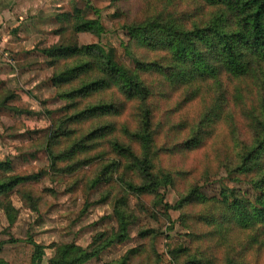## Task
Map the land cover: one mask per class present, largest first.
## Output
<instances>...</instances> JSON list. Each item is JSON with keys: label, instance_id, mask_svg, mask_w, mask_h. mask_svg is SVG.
Wrapping results in <instances>:
<instances>
[{"label": "trees", "instance_id": "trees-1", "mask_svg": "<svg viewBox=\"0 0 264 264\" xmlns=\"http://www.w3.org/2000/svg\"><path fill=\"white\" fill-rule=\"evenodd\" d=\"M112 8L124 19L132 68L114 48L73 42L83 33L102 40L101 13ZM57 18L64 43L42 54L67 103L40 148L74 194L80 183L67 177L101 168L92 187L106 185L97 204L118 192V230L97 234L87 248L54 245L48 264H86L127 241L137 222L131 196L140 214L163 217L171 229L169 212H179L189 241L168 248L164 233L141 227L145 244L117 264H264V0H79ZM0 96V109L14 98ZM9 164L0 162V212L13 225V193L35 211L38 198L28 189L49 172L11 175ZM223 172L244 177L254 199L237 188L205 196L201 183ZM169 188L179 195L174 206ZM10 243L13 259L0 264L44 263L46 247L33 237Z\"/></svg>", "mask_w": 264, "mask_h": 264}, {"label": "rangeland", "instance_id": "rangeland-1", "mask_svg": "<svg viewBox=\"0 0 264 264\" xmlns=\"http://www.w3.org/2000/svg\"><path fill=\"white\" fill-rule=\"evenodd\" d=\"M31 1H35L38 6L37 10L32 8V12L37 13V19L31 17L34 19L32 25L34 24L41 32L28 44L25 41L21 42L18 46L19 52H14L9 49L11 45L8 44L20 40L19 29L9 30L6 35L7 41L0 48V95L4 93L8 97L14 96L10 98L11 100H6V108L0 109V162L10 163L11 175H33L45 169L49 175L40 184H34L28 189L38 198L35 211L23 203L19 194L13 193L12 203L17 211L15 223L10 225L5 213L0 212V243L4 245L0 258L6 261L13 259L11 256L13 245L10 243L12 240L33 237L37 243L46 247L43 264H48L55 254L52 248L54 245L74 243L87 248L97 234L116 232L118 219L114 214V204L119 194L112 192L107 202L97 204L104 196L106 188L105 184L92 187L94 176L101 169L99 167L88 166L78 176L67 177L80 183L75 194L69 190L73 182L57 178L50 170L48 152L40 147L54 121L65 112L62 109L67 102L58 98L56 89L50 83L53 69L47 66L48 59L42 54V50L64 43V37L62 39L57 35L61 28L57 16L73 12L79 0ZM114 10L112 8L101 13V21L107 29L102 40L92 34L83 33L73 42L80 47L102 44L106 49L114 48L117 60L132 68L133 63L124 51V45L129 42V37L122 30L124 19L113 18ZM89 18L96 16L91 13ZM41 20L44 22H39ZM36 63L38 67L34 68ZM4 177L5 174L0 172V179ZM201 185L202 193L211 198H219L221 192L227 188L240 189L252 200L255 197V192L244 177L239 176L237 180H233L225 172L203 181ZM178 200L176 190L169 188L166 191V202L174 206ZM129 206L137 216L136 224L130 226L129 239L113 245L98 259L86 264L120 262L130 250L145 244L139 236L141 227H154L164 233L168 237V248L174 249L188 244V231L181 226L179 212L173 210L169 212L173 221L171 229V224L163 217L153 221L140 214L133 196L129 198ZM145 261L148 262V256Z\"/></svg>", "mask_w": 264, "mask_h": 264}, {"label": "crops", "instance_id": "crops-1", "mask_svg": "<svg viewBox=\"0 0 264 264\" xmlns=\"http://www.w3.org/2000/svg\"><path fill=\"white\" fill-rule=\"evenodd\" d=\"M37 7V3L31 0H0V48L7 41L6 35L9 30L19 29L18 38L20 40L8 44L11 45L9 49L14 52H19L18 46L21 42L25 41L28 44L32 39H36L41 30L34 24L32 25L34 19L31 17L37 19V13L32 12V8L37 10Z\"/></svg>", "mask_w": 264, "mask_h": 264}]
</instances>
